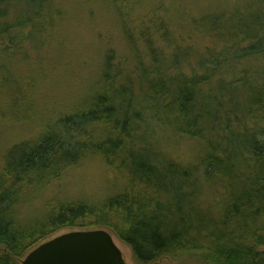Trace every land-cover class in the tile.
<instances>
[{
	"label": "trees",
	"instance_id": "1",
	"mask_svg": "<svg viewBox=\"0 0 264 264\" xmlns=\"http://www.w3.org/2000/svg\"><path fill=\"white\" fill-rule=\"evenodd\" d=\"M69 3L0 0V136L24 132L0 144V264L87 230L134 264H264V0Z\"/></svg>",
	"mask_w": 264,
	"mask_h": 264
},
{
	"label": "water",
	"instance_id": "2",
	"mask_svg": "<svg viewBox=\"0 0 264 264\" xmlns=\"http://www.w3.org/2000/svg\"><path fill=\"white\" fill-rule=\"evenodd\" d=\"M20 264H125L113 237L105 230L73 231L32 249Z\"/></svg>",
	"mask_w": 264,
	"mask_h": 264
},
{
	"label": "rangeland",
	"instance_id": "3",
	"mask_svg": "<svg viewBox=\"0 0 264 264\" xmlns=\"http://www.w3.org/2000/svg\"><path fill=\"white\" fill-rule=\"evenodd\" d=\"M80 2H81L80 6L78 7L77 11L75 10V8H74L72 3H69V5H68V6H72L74 8V12L72 13V15L75 16L74 18H69L68 22H70V24L74 23L76 17H78L80 14L81 15H83V14L85 15V10L82 7V4H84V0H80ZM81 19H83V18L81 17ZM85 19H87V18H85ZM79 20H80V18L77 20L79 25L85 24V23H81ZM96 22H97V27H98L97 32L101 31L100 29L103 28L101 26V21L96 19ZM111 30H112V27H110V32H112ZM105 31H107V28L104 29V32ZM182 33H183V31H181V34ZM76 34H79V33H75L74 36ZM83 34H86V35H83L82 37H81V35L75 36V39H78V38L81 37V39H80L81 41H86L87 42L89 37H90V36H88L89 35L88 28H85ZM73 42H78V41L74 40ZM195 43L200 46V45H202V43L205 44L206 41H203L201 43V41L199 39H196ZM71 45L72 44H67L66 48H69ZM70 50L71 51H75L78 54V50L77 49H70ZM23 136H24V132L21 133V134H17L15 132V130L4 131L1 134V136H0V141H1L0 144L3 143V145H4L3 148H1V150L4 149V148L10 147L13 143L20 142L23 139ZM165 146H166L167 149L172 150L174 152V154L175 153H178L179 155L183 154L186 157L187 156H189V157L193 156V153L192 154H187V151H192L188 147L186 148L185 146H180V145L174 144V143H167ZM2 152H3V150H2ZM99 166H100V161L89 162L88 166L81 172H82L83 175L86 174V176L90 177V181L97 182L99 184V186H100L101 181H105L107 179L106 178L107 176H105L104 171ZM46 198H48V196ZM59 233L61 235V234L67 233V232H63L62 231V233L61 232H59ZM57 236H59V235L56 234L55 237H57ZM113 240H114L116 246L118 247V249L120 250V252L122 253V256H123V259L125 261V264H134L132 253H131L130 249L126 245H124L123 243L118 241L115 237H113ZM156 264H202V262L199 259L194 258V257L178 255V256H175V257H172V258L168 257V258L161 259Z\"/></svg>",
	"mask_w": 264,
	"mask_h": 264
}]
</instances>
